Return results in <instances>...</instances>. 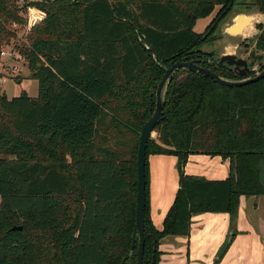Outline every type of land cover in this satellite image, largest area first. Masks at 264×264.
<instances>
[{"label": "trees", "instance_id": "1", "mask_svg": "<svg viewBox=\"0 0 264 264\" xmlns=\"http://www.w3.org/2000/svg\"><path fill=\"white\" fill-rule=\"evenodd\" d=\"M235 1L0 0V45L16 39L12 26H26L30 8L45 13L18 48L38 96L0 91V264H137V153L155 91L181 59L242 79L201 50L214 32L194 30L212 15V26L221 23ZM257 47L264 51L263 33ZM164 100L147 146L143 264H158L165 238H189L194 216L228 213L233 230L240 199L264 195V79L226 87L181 69ZM131 137L136 151L124 147ZM149 155L178 158L179 188L160 231L149 208ZM191 155L229 160V177L186 174Z\"/></svg>", "mask_w": 264, "mask_h": 264}, {"label": "rangeland", "instance_id": "2", "mask_svg": "<svg viewBox=\"0 0 264 264\" xmlns=\"http://www.w3.org/2000/svg\"><path fill=\"white\" fill-rule=\"evenodd\" d=\"M32 1L41 0H17V3L20 6H24L25 4ZM263 2L264 0H236L231 14L218 25L216 31L212 34L210 39L201 46V50L206 54H211V56H213L211 58L214 60L220 58L226 48H231V51H234L235 54L244 59H248L250 53H256L257 56L263 58L264 51L259 50L257 47L259 36H261L262 33L264 34V12L261 10L263 7ZM239 15L251 18L245 27V29L248 28V31L244 33L245 36H243L244 34L240 37L231 36L225 32V30L230 28V25L233 24V21ZM213 16L214 15L210 16L209 18L198 20L194 28L195 32L200 34H204L206 31L208 32L209 29L207 30V28L213 23ZM258 24H263L261 29L257 28ZM12 29L17 33L16 39L12 40L10 45H0V51L7 53L6 57L0 58V91L5 93L10 99L20 96L24 91L29 97L36 98L38 96V82L30 78L28 64L25 61L23 55H21L18 50V48H21L23 44H25L31 28L28 26V24L26 26L14 24ZM248 61L250 63L251 59ZM255 69L256 73L259 72L257 67H255ZM156 136L157 134L155 133L152 138L155 139ZM123 142L124 147L131 148L135 151L137 150V138H127L124 139ZM155 158H161V164L160 166H156L155 164V166L153 165L151 168L150 162L151 160L154 162V160H156ZM191 169H195V171L198 172L202 171L200 164L193 165ZM148 172L150 214L153 212V217L151 220L153 226L156 227L155 229L159 230L162 227L164 219L170 207H172L178 192V158L171 155H149ZM209 172L210 171L207 172V175ZM200 173L204 172L202 171ZM167 198L172 199L169 208H165L167 207L165 204L160 205V203L163 204L165 201H167ZM162 210H167L165 216L163 215V212H161ZM159 258H161V255ZM170 263H172L171 260L167 263H161L160 260L158 262V264Z\"/></svg>", "mask_w": 264, "mask_h": 264}, {"label": "crops", "instance_id": "3", "mask_svg": "<svg viewBox=\"0 0 264 264\" xmlns=\"http://www.w3.org/2000/svg\"><path fill=\"white\" fill-rule=\"evenodd\" d=\"M28 14L30 28L45 18V13L36 8H30ZM247 31L248 28L244 30V33ZM230 49L226 48L222 55L235 54ZM155 159L154 162L152 160L150 162L151 168L155 164L156 166L161 164V158ZM197 164L201 165L204 173L191 169ZM208 171L210 172L207 175ZM185 172L208 180H225L230 175V162L221 157L191 155ZM171 200L167 198V201L160 205L165 204L167 205L165 208H169ZM161 212L165 216L167 210ZM152 214L153 212H151V218ZM233 225L232 230L228 213H205L194 216L189 238H166L160 242L161 263L171 260L170 264H215L216 256L222 246L227 239H232L230 248L217 264H264V195L242 197L237 219ZM162 227L159 230H162Z\"/></svg>", "mask_w": 264, "mask_h": 264}, {"label": "water", "instance_id": "4", "mask_svg": "<svg viewBox=\"0 0 264 264\" xmlns=\"http://www.w3.org/2000/svg\"><path fill=\"white\" fill-rule=\"evenodd\" d=\"M246 19V20H244ZM251 18L239 15L235 20L234 24L227 29V33L231 36H242L244 29L249 23ZM237 26V28H236ZM215 28H213L211 31ZM219 65H227L229 69L234 72L237 76L242 78L238 81H231L221 78L217 74L213 73L210 69L200 66L197 61L184 59L178 60L169 68L165 69L162 80L159 82L157 90L155 91L156 103L155 109L152 116L146 121L142 127L139 147L137 153V207H136V222L134 225L133 243L132 250L136 247V237L139 238V244L135 250L137 256V264H143L144 249H145V223L148 221V217L145 212L146 207V157H147V146L149 140L155 134V128L160 123L162 113L165 105L164 95L168 84L172 81L173 75L181 69L188 70L194 73H199L207 78L212 79L216 83L226 87H243L248 84L259 82L264 79V57L262 62L259 64L261 71L255 72V68H251L247 59L239 57L237 54H225L215 60ZM255 72L251 75V73ZM154 94V93H153ZM152 105L150 106V109ZM13 230H22V227H14ZM157 244V241H154ZM156 251V248L154 249ZM152 264H155V258H152Z\"/></svg>", "mask_w": 264, "mask_h": 264}, {"label": "flooded vegetation", "instance_id": "5", "mask_svg": "<svg viewBox=\"0 0 264 264\" xmlns=\"http://www.w3.org/2000/svg\"><path fill=\"white\" fill-rule=\"evenodd\" d=\"M230 14H231V13H230ZM230 14H229V15H230ZM229 15H228V16H229ZM228 16H226V18H227ZM226 18H225V19H226ZM221 23H222V22H221ZM219 24H220L219 21H216V22L214 23L215 28L211 31V29L213 28V26H212V27L209 29V31L206 32V33L209 34V33H211V32H215ZM251 54H252V53H250L249 58L247 59V60H250V59H251V61H250V63H249L250 67H251L252 69L255 68V67H257L258 70L261 71V67H259V64L262 62V59L259 60V61H253L252 58H251ZM263 56H264V54H263ZM191 60H195V61H197V63H198L200 59L198 60V59L195 58V59H191ZM248 62H249V61H248ZM263 68H264V65H263ZM254 73H255V72L251 73V75L254 74ZM235 75H236V74H235Z\"/></svg>", "mask_w": 264, "mask_h": 264}, {"label": "built area", "instance_id": "6", "mask_svg": "<svg viewBox=\"0 0 264 264\" xmlns=\"http://www.w3.org/2000/svg\"><path fill=\"white\" fill-rule=\"evenodd\" d=\"M7 56V53H5L4 51H0V58L1 57H6Z\"/></svg>", "mask_w": 264, "mask_h": 264}]
</instances>
